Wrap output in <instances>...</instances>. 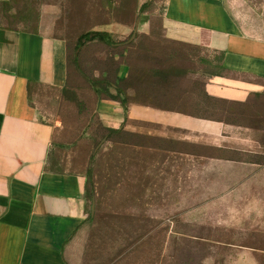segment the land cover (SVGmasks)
Masks as SVG:
<instances>
[{"label":"rangeland","instance_id":"obj_1","mask_svg":"<svg viewBox=\"0 0 264 264\" xmlns=\"http://www.w3.org/2000/svg\"><path fill=\"white\" fill-rule=\"evenodd\" d=\"M167 1L146 0L150 29L134 40L108 31L112 24L135 27L142 13L134 1L17 0L11 14L0 15V26L35 30L39 9L58 7L54 36L67 43L69 88L38 87L33 100L56 127L59 171L87 176L103 138L100 97L90 80L110 77L133 104L224 122L226 132L214 144L131 133L104 140L90 184L94 220L72 262L264 264V81L251 80L261 93L243 105L207 99L210 81L224 74L222 55L166 39ZM224 1L248 35L264 40V0ZM88 32H106L112 43L93 38L78 50Z\"/></svg>","mask_w":264,"mask_h":264},{"label":"crops","instance_id":"obj_2","mask_svg":"<svg viewBox=\"0 0 264 264\" xmlns=\"http://www.w3.org/2000/svg\"><path fill=\"white\" fill-rule=\"evenodd\" d=\"M137 1L139 7L146 2ZM57 12V6H42L36 33L0 26V264H73L89 217L86 177L51 169L56 127L42 119L33 100L38 87L66 86L68 47L54 36ZM163 28L169 41L222 55L226 74L208 84L211 97L246 103L261 93L251 80L264 81V40L248 35L224 0H168ZM149 29L148 16L140 14L134 28L112 24L108 31L146 35ZM98 113L105 127L172 141L214 144L226 132L222 123L142 104L124 109L101 101Z\"/></svg>","mask_w":264,"mask_h":264},{"label":"trees","instance_id":"obj_3","mask_svg":"<svg viewBox=\"0 0 264 264\" xmlns=\"http://www.w3.org/2000/svg\"><path fill=\"white\" fill-rule=\"evenodd\" d=\"M121 1H125V2H136L137 4V7H138V11L139 13H145L146 9L147 8V4H143L141 7H139L138 5V1L137 0H121ZM17 3V0H11L9 3H4V4H1L0 5V15H3L4 13H7V14H11V11L14 10V6L15 4ZM40 13H41V10L39 9V18L37 20V28L35 30H24V29H14V28H9V27H6L8 29H13V30H22V31H25V32H38V28H39V22H40ZM3 26V25H2ZM133 32L131 33V38L133 36ZM138 34V33H137ZM136 34V35H137ZM93 38H98L102 41H108V43H112L111 41V35L106 33V32H88V33H85L83 34L79 40H78V44H77V49L80 50L82 47L85 46V44L87 42L90 41V39H93ZM136 38V37H135ZM120 46H125V44H121ZM69 63H70V57L68 55L67 57V67H68V77H67V82H66V86L61 89L60 91H62L63 93L64 92H67L68 90V81H69ZM121 65H124V63H119V67ZM224 70V74H218V75H215V76H222V75H225L226 71L225 69L223 68ZM115 73H117V70L115 71ZM122 80V79H121ZM114 81H112L110 79V77H107V78H102V79H94V80H90V85H92V87L95 89V92L97 93V95L100 97V102L101 101H116V102H119L122 104V106L124 107V109H127V107L130 105V104H133V102H129L128 98H127V94L125 92H123L120 87L118 85H116V83H112ZM112 90H115L117 92L116 95H114L112 93ZM205 96L207 97V99L209 100H212V101H215V102H228V103H234V102H229V101H225V100H221V99H217V98H214V97H211L210 95H208L206 89H205ZM256 96V95H254ZM247 103V102H246ZM246 103H236V104H246ZM144 106H148V105H144ZM148 107H152V106H148ZM152 108H156V109H160V108H157V107H152ZM160 110H165V109H160ZM165 111H171V112H177V113H180V114H184V115H188V116H192L194 118H198V119H203V120H209V121H214V122H219V123H224L222 120H218V119H213V118H207V117H199L197 115H193V114H188V113H181L179 111H176V110H165ZM100 124H101V130L104 132L103 133V138L99 141V143L97 144L96 148H95V152L92 154L91 156V162H92V166L88 169L87 171V176L86 177V193H87V198H88V201H89V204L91 206V203L93 202V199L96 197V191L95 189H90V184H92V181H93V164L96 162L97 158H99V156L101 155V147L99 148V146L101 145V143L105 140L107 143H111L112 142V136L113 135H121V134H125L127 133L123 127L119 128V129H112V128H108V127H105L103 125V123L101 122L100 120ZM226 124V123H225ZM55 146V145H53ZM53 152H54V147L52 149V157H53ZM51 157V155H50ZM54 158V157H53ZM55 162L54 160L52 161L51 163V169L56 171V172H63V171H59L58 169L54 168L55 167ZM93 217L91 216V212H89V217L87 219V222L88 221H93Z\"/></svg>","mask_w":264,"mask_h":264},{"label":"water","instance_id":"obj_4","mask_svg":"<svg viewBox=\"0 0 264 264\" xmlns=\"http://www.w3.org/2000/svg\"><path fill=\"white\" fill-rule=\"evenodd\" d=\"M136 34H137V31L135 30V32H134V34H133L131 40H134V39H135ZM94 209H95V203H93V206H92V216H93V214H94Z\"/></svg>","mask_w":264,"mask_h":264}]
</instances>
